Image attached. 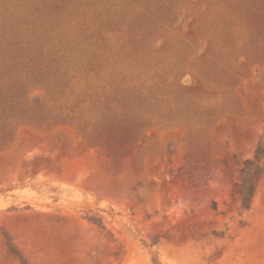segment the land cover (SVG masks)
I'll return each mask as SVG.
<instances>
[{"label": "rangeland", "instance_id": "obj_1", "mask_svg": "<svg viewBox=\"0 0 264 264\" xmlns=\"http://www.w3.org/2000/svg\"><path fill=\"white\" fill-rule=\"evenodd\" d=\"M262 142L264 0H0V264H264Z\"/></svg>", "mask_w": 264, "mask_h": 264}, {"label": "trees", "instance_id": "obj_2", "mask_svg": "<svg viewBox=\"0 0 264 264\" xmlns=\"http://www.w3.org/2000/svg\"><path fill=\"white\" fill-rule=\"evenodd\" d=\"M264 142L260 143L255 158L247 159L241 168L240 180L235 184L233 196L243 211H249L260 179L264 176Z\"/></svg>", "mask_w": 264, "mask_h": 264}]
</instances>
